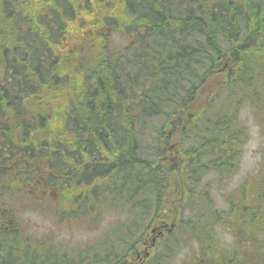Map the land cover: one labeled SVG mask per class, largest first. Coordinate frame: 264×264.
Segmentation results:
<instances>
[{
    "label": "trees",
    "instance_id": "trees-1",
    "mask_svg": "<svg viewBox=\"0 0 264 264\" xmlns=\"http://www.w3.org/2000/svg\"><path fill=\"white\" fill-rule=\"evenodd\" d=\"M0 102V264L123 256L171 218L177 184L187 227L168 235L174 248L201 264H264V153L219 206L196 196L202 174L206 188L236 171L242 108L264 121V0H0ZM24 206L120 221L67 250L26 235Z\"/></svg>",
    "mask_w": 264,
    "mask_h": 264
},
{
    "label": "rangeland",
    "instance_id": "rangeland-1",
    "mask_svg": "<svg viewBox=\"0 0 264 264\" xmlns=\"http://www.w3.org/2000/svg\"><path fill=\"white\" fill-rule=\"evenodd\" d=\"M112 39V45H115L116 47H123L127 44V36L122 35L120 33H114L112 35ZM241 119H243L245 124L247 125L248 133L246 135V138L240 144V147H242L241 156L239 158L236 171L229 175V177L225 181H219V184H216L215 182H213L214 184L210 183L206 188L204 186L206 185L205 183L207 182L206 179H208V175L202 174V176H200V181L203 182L200 186H197L198 193H196V196H198L201 190H206L210 192L211 197H215L213 205L217 203V206H219L222 196H224L228 192H231L240 183L244 182L245 180H247V178L256 174L257 169L260 166V160L262 154L264 153V121L258 123L249 106H245L244 108H242ZM209 179L216 180L215 177ZM177 198V195H173L172 198H170L174 206L177 205ZM185 208L187 214L188 209L193 208V205L188 204ZM176 210L181 211V209L179 208H177ZM53 213L54 212L50 211V209L47 207L42 208L39 206L35 209H32L24 206L21 207L20 211L17 213V218L18 221H20L21 227L26 232V235L34 238L55 239L56 241L64 243V246L68 244L69 248L67 250L82 248L83 245L87 244V242L101 236L104 231L108 228V226L117 221H120L118 215H108L105 213L104 216H100L99 219L96 221L91 222L87 219L85 221H82L80 218L78 220H75L77 222L75 223L72 221V219L74 220L75 218L73 217L74 213H72L73 216L69 215L64 217ZM183 215L185 216V212L183 213ZM169 217L171 216H169L167 213L165 218ZM173 222L181 223L180 217L178 220L175 221L165 220L162 224L174 225ZM156 226L157 224L153 227ZM184 227L187 226L184 225L177 227H167V229L171 230L172 232L174 231L173 235H177V230H180ZM215 233L219 237H221L222 240L225 239L227 241L231 237L228 232L224 230L221 226L215 228ZM168 235L171 234L169 232H166L165 238L169 239V241L171 242L172 246L169 245L171 249L167 245L160 246L158 251L154 253V258H159L160 255L158 254L170 250L172 252L171 254L175 255L176 248H174V245L172 244L171 237L167 238ZM177 249L181 251L185 250L184 247H178ZM188 255H190V253H188ZM50 264H52V262H50ZM126 264H129V262H126Z\"/></svg>",
    "mask_w": 264,
    "mask_h": 264
},
{
    "label": "flooded vegetation",
    "instance_id": "flooded-vegetation-1",
    "mask_svg": "<svg viewBox=\"0 0 264 264\" xmlns=\"http://www.w3.org/2000/svg\"><path fill=\"white\" fill-rule=\"evenodd\" d=\"M5 171V170H4ZM181 179V177H180ZM4 181V185L1 186L0 190V207L3 199L8 198L7 196V175H4V178L2 179ZM182 180V179H181ZM177 186L180 188V195L177 198V205L174 206L171 205V210L174 209V211H171V218L169 220H178L179 217L182 215V213L177 208H181V202L183 201V190L181 189L180 185L177 184ZM33 200H38L40 196H32ZM183 210V209H182ZM165 208L163 209V212H165ZM1 220H4V223L8 224V218L2 217ZM174 223V222H173ZM185 224L177 222L174 223V225H157V228L153 227L152 223L148 224L146 226L147 232L145 233L146 240L141 242L139 246H133L126 250V253L123 254V256L115 255V259H113V256L111 255H99V256H77V255H69L66 256L67 260L63 264H126V262H129V264H159L158 258H154V253L158 251L159 246L161 245H167L171 242L169 239L165 238L166 232H169L171 235L174 233L167 229V227H177V226H184ZM177 237L174 235V238ZM161 242H166L165 244H160ZM119 252V251H118ZM188 253L196 254V249L193 247H190L188 249L185 248V250H178L176 249L175 255L169 257L170 261H167L165 264H201V257L199 256H190ZM199 255V254H196ZM94 259H98L97 262H93ZM110 259V262L109 260ZM198 259V261H197ZM115 260V261H114ZM200 261V262H199ZM113 262V263H112ZM40 260L37 256L33 258V264H39ZM22 264H29L27 262H23Z\"/></svg>",
    "mask_w": 264,
    "mask_h": 264
},
{
    "label": "bare ground",
    "instance_id": "bare-ground-1",
    "mask_svg": "<svg viewBox=\"0 0 264 264\" xmlns=\"http://www.w3.org/2000/svg\"><path fill=\"white\" fill-rule=\"evenodd\" d=\"M175 12V11H174ZM22 44V43H21ZM216 57V56H215ZM183 65V64H182ZM1 103V102H0ZM155 180V179H154ZM162 226H164V228H166L165 226H166V224H163ZM155 228H157V226L155 227Z\"/></svg>",
    "mask_w": 264,
    "mask_h": 264
}]
</instances>
